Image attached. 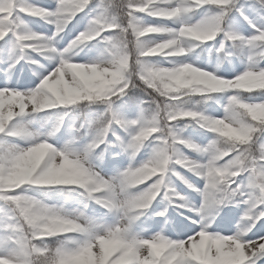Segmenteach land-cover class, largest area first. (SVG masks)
<instances>
[{"label": "snow or ice", "instance_id": "obj_1", "mask_svg": "<svg viewBox=\"0 0 264 264\" xmlns=\"http://www.w3.org/2000/svg\"><path fill=\"white\" fill-rule=\"evenodd\" d=\"M0 264H264V0H0Z\"/></svg>", "mask_w": 264, "mask_h": 264}, {"label": "rangeland", "instance_id": "obj_2", "mask_svg": "<svg viewBox=\"0 0 264 264\" xmlns=\"http://www.w3.org/2000/svg\"><path fill=\"white\" fill-rule=\"evenodd\" d=\"M34 2L42 3V2H44V0H34Z\"/></svg>", "mask_w": 264, "mask_h": 264}]
</instances>
